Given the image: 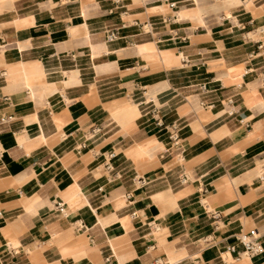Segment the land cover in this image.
<instances>
[{
    "label": "crops",
    "instance_id": "0c3cea01",
    "mask_svg": "<svg viewBox=\"0 0 264 264\" xmlns=\"http://www.w3.org/2000/svg\"><path fill=\"white\" fill-rule=\"evenodd\" d=\"M166 263L264 264V0H0V264Z\"/></svg>",
    "mask_w": 264,
    "mask_h": 264
},
{
    "label": "built area",
    "instance_id": "2783aa9c",
    "mask_svg": "<svg viewBox=\"0 0 264 264\" xmlns=\"http://www.w3.org/2000/svg\"><path fill=\"white\" fill-rule=\"evenodd\" d=\"M172 3H169V6H172ZM157 126H161L162 122L159 120L155 121ZM168 128V137L172 142H176L179 138V128L177 124L170 123L166 125ZM114 156V152L110 151L107 154V159H110ZM105 167H108V164H105ZM236 243L228 244L225 247V252L229 254H234L235 258H239L241 253H245L247 255H254L261 251L260 244V235L258 234L255 228H251L246 232L239 233L235 236Z\"/></svg>",
    "mask_w": 264,
    "mask_h": 264
},
{
    "label": "bare ground",
    "instance_id": "6f19581e",
    "mask_svg": "<svg viewBox=\"0 0 264 264\" xmlns=\"http://www.w3.org/2000/svg\"><path fill=\"white\" fill-rule=\"evenodd\" d=\"M147 30H149V29H147ZM260 244H261V251H260L259 253H261V252H262V250H263V245H262V242H260ZM259 253H257V254H259ZM243 255H246V256H253V255H247V254H245V253H241V256L239 257V258H240V260H241V258H243ZM254 255H256V254H254ZM166 264H168V263H166Z\"/></svg>",
    "mask_w": 264,
    "mask_h": 264
}]
</instances>
